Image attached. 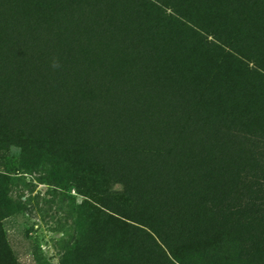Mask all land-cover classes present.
I'll return each mask as SVG.
<instances>
[{
	"label": "trees",
	"instance_id": "trees-1",
	"mask_svg": "<svg viewBox=\"0 0 264 264\" xmlns=\"http://www.w3.org/2000/svg\"><path fill=\"white\" fill-rule=\"evenodd\" d=\"M23 1L43 6L42 19L27 18L33 36L38 22L51 29L61 22L48 20L62 19L74 49L87 52L110 26L140 32L124 0ZM217 17L211 14L210 22ZM21 28L0 23V151L19 147L26 169L55 163L67 152L94 184L91 221L78 227L61 264H165L154 250L178 264H264V163L256 155L242 158L239 170L240 152L214 137L225 131L218 112L232 108L235 93L226 64L184 55L181 46L172 54L169 45V59L194 63L201 77L195 90L179 97V110L162 117L165 108L133 87L113 99L94 90L104 95L95 96L100 105L94 107L81 97L85 87L63 95L47 88V32L38 45ZM162 53L147 54L153 57L147 61L156 65ZM205 124L212 129L208 138L198 136ZM6 253L0 229V264Z\"/></svg>",
	"mask_w": 264,
	"mask_h": 264
},
{
	"label": "rangeland",
	"instance_id": "rangeland-1",
	"mask_svg": "<svg viewBox=\"0 0 264 264\" xmlns=\"http://www.w3.org/2000/svg\"><path fill=\"white\" fill-rule=\"evenodd\" d=\"M124 1L133 19L131 25L140 32L110 26L103 38L89 42L87 52L66 42L64 31L69 28L62 25V19L48 20L61 22L51 29L49 24L42 29L44 22H38L36 35H32L28 19H42V5L33 8L23 0H0V23L21 25L22 33L38 45L37 37L46 31L47 88L63 95L85 87L80 89L81 97L92 100L93 106L100 105V99L94 100L99 94L94 90L113 99L115 95L122 98L129 87L140 88L149 103L165 108L161 116L168 118L170 111L181 108L179 97L188 89L195 90L201 77L194 63L173 61L167 55L177 53L175 49L181 46L184 55L221 60L227 65L225 73L233 79L235 93L232 108L218 112L225 131L214 137L233 150L231 153L240 152L239 170L242 158L256 155L264 163V0ZM213 13L218 22H210ZM166 46L171 47L170 53L165 52ZM161 53L166 57L156 60V65L147 61L153 58L147 54ZM161 97H167L168 102H161ZM210 127L203 125L198 136L208 138ZM198 136H191L192 141ZM191 138L185 145L189 149ZM196 144L193 142V147ZM19 157L17 146L0 151V211L4 215L0 229L7 245L4 263L61 264L64 249L78 234V227L91 221L92 175L82 172V163L71 160L67 152L55 163L32 169L22 168ZM153 252L164 257L165 264H178L170 256L167 260L161 252Z\"/></svg>",
	"mask_w": 264,
	"mask_h": 264
}]
</instances>
